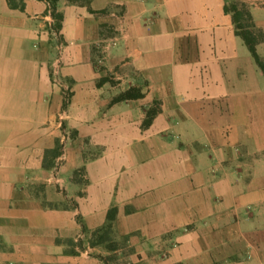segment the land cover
Masks as SVG:
<instances>
[{"label": "crops", "instance_id": "obj_1", "mask_svg": "<svg viewBox=\"0 0 264 264\" xmlns=\"http://www.w3.org/2000/svg\"><path fill=\"white\" fill-rule=\"evenodd\" d=\"M14 1L0 0V264H105L90 235L112 206L132 264H264V74L229 0H57L58 59L49 3ZM236 1L264 33V0ZM130 86L144 96L111 103Z\"/></svg>", "mask_w": 264, "mask_h": 264}, {"label": "trees", "instance_id": "obj_2", "mask_svg": "<svg viewBox=\"0 0 264 264\" xmlns=\"http://www.w3.org/2000/svg\"><path fill=\"white\" fill-rule=\"evenodd\" d=\"M49 3V14L52 19H55L54 27L56 30L61 28V20L62 14L56 9V1L57 0H46ZM12 7L19 6L23 8V4H17L14 0H9ZM224 11L231 14L232 21L234 24L235 34L239 36L246 46L248 47L249 52L251 53L254 61L260 67L264 74V58L260 57L257 53L256 45L259 41L264 40V33L260 28H258L251 15V12L248 6L245 3L238 2L236 0H229L227 3L224 4ZM108 80V77H102L98 81L97 85L102 84ZM144 96V92L142 91L141 87L138 86H130L127 89L119 92L116 94L111 103H116L119 101L127 100V99H136L141 98ZM154 105L149 106L145 111V118L143 119L142 126L147 127L152 122L154 116L159 112L160 107L158 101L155 100ZM66 102L64 101V105ZM51 153L53 156H58L62 153V144L60 143L59 139L55 141V145L52 149L46 150V154ZM44 166H46L44 162ZM76 207V203L74 205ZM117 212V208L115 206L110 207L106 215V222L98 229L92 231V235L95 236V240L90 242V244L96 243H103L107 242V247L109 249L115 248V242L112 241L113 238L111 237L112 233V222L115 218ZM82 231L87 232L86 227L81 223ZM69 244L72 246H78L80 248H84L82 246L83 241L81 239H77V241H73L72 239L68 240ZM81 250V249H80ZM69 252L71 253H78V250L70 249Z\"/></svg>", "mask_w": 264, "mask_h": 264}, {"label": "rangeland", "instance_id": "obj_3", "mask_svg": "<svg viewBox=\"0 0 264 264\" xmlns=\"http://www.w3.org/2000/svg\"><path fill=\"white\" fill-rule=\"evenodd\" d=\"M51 27L50 29L52 31L49 30V36L52 38L53 44H51L52 47V52L53 55H55L54 57L56 59L59 58L60 52L62 50V43H61V37L59 35V30H56V28L54 27V23H55V19L52 20L51 22ZM102 31L104 32V34H112V28L110 26H106L102 29ZM241 41V40H240ZM51 43V42H50ZM108 41H103L101 40L100 42H97L94 44V54H95V60H94V65L96 66V68L98 69H102L103 68V62L105 61V57L107 54V48H108ZM241 46L242 48H244V50L247 53V57L250 58V63H252L251 65L254 67H257L252 55L248 52L247 48L245 47V45L243 44V42L241 41ZM53 57V56H52ZM242 63L244 64L245 67H247V60L246 58L242 59ZM59 65V64H58ZM58 65L56 64L55 69L51 70V75L52 78L54 79V82L56 85H58L59 87L62 88L63 91V97H64V101L67 103L68 100L70 99L71 96V91L70 88L68 87V85L61 80L60 78V73L58 72ZM117 75L115 74V71H113V73L111 74V82L113 84H116L119 80L117 78H115ZM251 76H254V73L251 72ZM262 81H264V78L262 76ZM76 178H79V175L82 174V168L77 169L74 172ZM74 202V201H73ZM72 201H66L63 202L61 205H68L69 203H73ZM87 236H84V238L86 239ZM111 237H112V233H111ZM77 239H81V237L77 238ZM82 240V239H81ZM89 239L85 240V242H87ZM95 240V236H93L92 234L90 235V242ZM77 241V240H76ZM114 241V240H112ZM115 242V248L114 249H109L107 247V242H103V243H96V244H89V246L95 248L92 249L93 253H99L100 257L103 258L105 264H132L131 259L128 257L129 253H130V247L127 246V244L125 243V241H123L122 239L118 240V241H114ZM82 246H87L82 244ZM78 247V246H77ZM82 250V248L79 247V250ZM104 253L101 255V253Z\"/></svg>", "mask_w": 264, "mask_h": 264}]
</instances>
